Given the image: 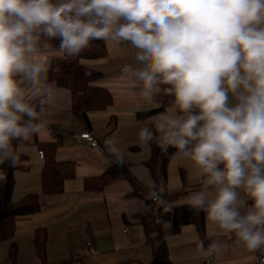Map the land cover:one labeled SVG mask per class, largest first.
<instances>
[{"label":"clouds","instance_id":"9594fccd","mask_svg":"<svg viewBox=\"0 0 264 264\" xmlns=\"http://www.w3.org/2000/svg\"><path fill=\"white\" fill-rule=\"evenodd\" d=\"M54 38L68 57L92 41L136 50L139 66L123 76L149 103L172 98L141 143L193 161L203 186L189 207L243 249H264V0H0V164L15 166L17 147L45 128L53 87L42 54ZM145 187L163 202L155 179ZM219 248L213 241L207 254Z\"/></svg>","mask_w":264,"mask_h":264},{"label":"crops","instance_id":"0c3cea01","mask_svg":"<svg viewBox=\"0 0 264 264\" xmlns=\"http://www.w3.org/2000/svg\"><path fill=\"white\" fill-rule=\"evenodd\" d=\"M105 46V57L80 60L84 66L102 73L99 84L110 92L113 100L107 110L88 114L90 129L70 112L69 92L51 84L52 98L42 117L45 128L36 136L43 142L54 141L56 133L63 136L56 157L60 161L74 162L75 176L64 182L61 194L41 193L43 159L35 146L19 148L27 159L21 163V169L14 173L13 200L18 201L31 192L39 194L41 210L24 220H32L35 225L31 227L33 233L36 228L47 230L48 251L50 246L66 250L61 254L65 258H60V264H149L152 259L151 247L145 242L144 230L138 218L145 209V199L129 195L133 188L126 179L115 180L99 192L85 191L83 180L98 176L117 163L110 146L105 144L106 140L111 139L120 149L123 163L130 174L145 187V180L150 176L145 163L151 155V148L150 144L141 143L139 133L144 126H154L159 115L170 111L172 105L139 119L138 113L156 108L157 103L142 99L136 84L122 74V69L127 65L139 66L135 59L136 50L130 46L124 49L111 41H105ZM61 54L58 49H49L42 54V58L50 64L51 58ZM229 103H235L231 94ZM84 132H89L101 148L91 147L81 140L79 136ZM202 186L203 175L195 163L176 155L168 162L167 180L160 189L167 195L176 194L170 198V204L180 206L188 205L190 193L199 191ZM252 203L251 199L247 200V206ZM241 211L243 213L245 210ZM42 212L51 215V225L39 222L38 217ZM234 239V235L223 233L207 220L203 238L194 225L187 224L167 238L169 259L174 264H255L260 250L249 252L234 243ZM201 241L204 251L199 247ZM213 241H219L220 248L209 255L206 250ZM68 255L69 258H66Z\"/></svg>","mask_w":264,"mask_h":264},{"label":"trees","instance_id":"16d2710c","mask_svg":"<svg viewBox=\"0 0 264 264\" xmlns=\"http://www.w3.org/2000/svg\"><path fill=\"white\" fill-rule=\"evenodd\" d=\"M51 49H58L60 40L54 38L48 41ZM107 54L105 41H92L88 48L79 55L68 57L65 54L51 58L49 71V83L69 92L71 98L70 112L79 119L87 129L91 125L88 114L91 112L105 111L112 105L110 92L100 85L102 73L84 66L81 59L103 58ZM171 97H159L155 101L157 107L145 113H138L139 119L150 114L163 111L171 105ZM47 109V108H46ZM63 141V136L56 133L54 141L43 142L34 135L29 141L19 145L16 149L18 160L15 166L10 162L0 164V173L5 175L0 180V241L9 240L13 237L16 223L19 220L30 218L42 208L39 194L35 192L25 194L20 200H13L15 188L14 173L21 169V163L27 156L19 151V148L35 146L42 155L43 165L41 169V193L44 195L61 194L64 190V182L75 176V164L71 161H60L57 159V151ZM13 146L18 141L13 140ZM151 155L145 165L149 169L150 176L156 180L159 188L166 183L167 165L169 160L176 156L175 148H169L163 152L157 142L150 144ZM128 180L133 188L129 195L140 196L145 199L146 208L138 216L143 227L145 242L151 247L152 259L149 264H174L169 259L167 238L178 233L182 226L192 224L201 238L205 233V214L195 212L189 205L172 206L170 198L176 194L167 195L163 193V202L154 203L147 199V189L141 185L128 171L125 163L113 164L105 171L95 177L83 180V188L87 192H99L107 184L119 180ZM33 246L42 264L46 263L47 232L44 228H36L33 233ZM117 264H138L124 262Z\"/></svg>","mask_w":264,"mask_h":264},{"label":"rangeland","instance_id":"374dc122","mask_svg":"<svg viewBox=\"0 0 264 264\" xmlns=\"http://www.w3.org/2000/svg\"><path fill=\"white\" fill-rule=\"evenodd\" d=\"M42 199L44 200V198ZM39 215V222L47 225L52 224L53 219L51 218L50 214L42 212ZM32 223V220H22L17 222L13 237L9 240L0 241V264H42L40 258L35 252L32 242V230L35 226ZM65 251L64 249H58L55 246H50L48 251V247L46 246V263L60 264V258H65L64 256H61V254L66 253ZM74 257L76 256L74 255ZM66 258H69V255Z\"/></svg>","mask_w":264,"mask_h":264},{"label":"built area","instance_id":"2783aa9c","mask_svg":"<svg viewBox=\"0 0 264 264\" xmlns=\"http://www.w3.org/2000/svg\"><path fill=\"white\" fill-rule=\"evenodd\" d=\"M79 137L81 140L86 141L91 147L101 148L98 141L89 132H84ZM39 154L42 157L41 153H39ZM159 190L161 191L160 188H159ZM87 244L90 245V242H88ZM255 264H264V249H261L260 252L258 253L257 260H256Z\"/></svg>","mask_w":264,"mask_h":264}]
</instances>
